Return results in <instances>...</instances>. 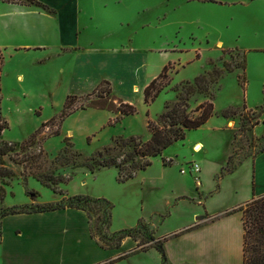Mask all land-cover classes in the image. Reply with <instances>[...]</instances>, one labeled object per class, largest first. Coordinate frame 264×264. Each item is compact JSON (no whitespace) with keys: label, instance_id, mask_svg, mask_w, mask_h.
<instances>
[{"label":"rangeland","instance_id":"rangeland-1","mask_svg":"<svg viewBox=\"0 0 264 264\" xmlns=\"http://www.w3.org/2000/svg\"><path fill=\"white\" fill-rule=\"evenodd\" d=\"M80 3L73 48L21 49L3 52L1 56L0 123L6 121L8 127L0 139L15 144V150L4 156V166L11 170L10 174L0 176L4 189L0 195V264H14L10 252L15 229L27 235L29 229L39 224L37 219L21 212L61 205L76 178L80 181L78 188L101 189L112 196V199L104 197L111 201L112 211L104 201L85 204L91 235L101 247L119 248L110 246L118 241L113 234L134 228L132 234L140 241L135 251H140L141 247L149 249L154 245L150 242L155 235L185 223L195 208L200 209L199 216L222 210L223 216L235 213H226L235 208L239 183V178L235 179L231 173L245 157H252L264 148V0H80ZM244 57V68L236 67L225 72L218 82L210 83L215 114L207 123L187 130L183 139L151 157V164L130 179L121 180L119 169L114 166L96 168L95 174H89L90 169L83 164L86 158L97 156L104 147H112L106 155L123 160L133 153L138 142L130 138L150 139L148 119L163 124L161 115L180 96H188L190 109L207 99L187 81L193 83L196 76L214 67H224L225 61L235 65ZM168 64L171 66L167 76L160 82L165 86L151 103H145L140 90L137 92L135 88L133 93L127 87L129 80L140 87L148 75L155 71L159 75ZM100 76L114 81L117 89L132 99L137 112L95 130L101 116L90 109L102 113L105 109L81 108L43 126L36 142L22 149V144L44 120L63 112L68 94H81L87 87L82 84L87 83L84 79L95 81ZM112 86L102 83L98 91L95 88L70 98L67 110L90 104L100 93L109 100L113 94L120 97ZM226 121L233 127L234 137ZM257 122L261 123L258 128ZM70 128L73 134L68 133ZM115 136L127 138L128 144L115 145ZM66 138L72 142L73 152L80 155L65 153ZM198 141L203 142L199 152L194 150ZM133 158L145 161L139 156ZM164 158L172 159V164H165ZM193 163L201 167V185L196 184ZM13 167H21L20 173ZM230 167L232 172L228 171ZM164 169H169V174L158 181L156 178ZM182 169L187 174H182ZM85 172L89 175L84 178ZM43 173L62 175V182L55 188L45 186L35 177ZM178 177L185 185H179ZM83 179L90 181L83 185ZM142 208L144 216L140 217ZM154 210H158L155 216L150 214ZM151 215L155 228L144 224L149 223ZM133 219L135 226L125 227ZM126 256L112 264H160L155 251Z\"/></svg>","mask_w":264,"mask_h":264},{"label":"crops","instance_id":"crops-1","mask_svg":"<svg viewBox=\"0 0 264 264\" xmlns=\"http://www.w3.org/2000/svg\"><path fill=\"white\" fill-rule=\"evenodd\" d=\"M36 1L41 4L0 0V60L3 52L11 53L21 49H45L48 47L63 49L73 48L76 45L75 32L81 13L80 0ZM2 71L3 68H0V76ZM157 75L156 71L150 76L148 75L140 87L135 81L129 80L127 87H130L133 93L135 88L137 92L140 90L139 93L141 92L144 96L145 87ZM84 80L90 83H82L87 87L80 92L81 94L73 93V95L91 92L103 81H109L111 86L113 84L112 88L116 89V94L120 98L132 103V99L121 93L117 89L116 83L108 80L105 76H100L95 81ZM90 110L101 116L95 130L104 127L116 116V113L111 110L105 109L104 113L95 108ZM256 120H259L258 117ZM229 125L226 124L229 129L233 130L234 137V129ZM260 125L261 123L257 122L256 128ZM71 130L73 128L67 131L73 134ZM4 131L5 129L0 130V137ZM195 143L194 150L197 151L200 147L199 151H201L203 142ZM13 170L20 173L21 167H13ZM168 172L169 169H164L163 174L158 175L156 179L158 181L165 179L169 174ZM181 173L187 174L186 171ZM89 174L93 175L95 172ZM89 174L85 172L83 177L85 178ZM234 175L235 179L239 178L238 187L235 190V207L251 200L254 196L264 195V148L252 157H245L231 173V176ZM178 180L179 185H185L182 178L178 177ZM88 181L90 179H83L81 184L87 185ZM78 182L80 181H77V178L73 181L68 190V195L85 194L96 198L108 197L112 199V196L105 194L101 189L90 187L80 189ZM186 192H188L187 188ZM199 201L198 204L200 205L202 199ZM143 209L139 211L140 217L144 216ZM224 211H212L211 214L199 216L200 209L195 208L191 210V217L185 223L172 231L159 236L155 235L156 237L150 243L161 238H168L164 243L168 264H244L243 213L235 210V213L223 216ZM151 213L155 216L158 210L151 211ZM21 214L30 215L29 217L37 219L39 224L29 229L27 235L25 232L15 229L16 233L14 232L12 236L14 244L10 252L14 264H112L111 261L120 255L128 254L127 258L131 253L145 254L150 251L158 253L160 264L163 262L161 253L155 247L145 251L140 250L141 252L135 251L139 240L132 236L124 237L119 248H102L97 239L91 235V220L86 210L67 207L52 211ZM152 215L149 223L146 221L145 225L156 226ZM135 220L133 219V223L127 224L125 227L135 226ZM181 230L186 231L175 235ZM20 258L24 259L20 261Z\"/></svg>","mask_w":264,"mask_h":264},{"label":"trees","instance_id":"trees-1","mask_svg":"<svg viewBox=\"0 0 264 264\" xmlns=\"http://www.w3.org/2000/svg\"><path fill=\"white\" fill-rule=\"evenodd\" d=\"M12 2H22V3H36L41 4L36 0H6ZM46 7V6H44ZM246 59L245 57L236 62L235 65L224 62V67H214L211 71L202 73L195 77L193 83L187 81V84L193 85L197 90L204 94L207 99L201 102L196 106L195 109H190V104L188 102V96H180L179 100L174 104L172 108L161 115V119L164 120L163 124H159L151 119H148V129L151 132V137L147 141H142L141 139L132 136L131 140H138L135 144V148L132 154L123 158V160H118L117 157L106 155V153L112 149V147H104L100 150L97 156H92L91 158H86L83 164L87 165L91 172H95L96 168L102 169L106 167H116L119 169V175L121 180H127L135 176L138 170L147 168L151 164V157L158 156L162 154L163 150L173 144L175 141L183 139L186 135L187 130L196 129L207 123L210 118L215 114V98L213 93L210 91V83L218 82L224 77L225 72H231L236 67H245ZM171 64L164 66L163 70L157 75L144 89V100L145 103H151L156 99L159 93L162 91L165 85H162L161 80L167 76V72L170 69ZM1 68V60H0ZM245 83V78L242 79ZM102 83H108L109 81H103ZM101 83V84H102ZM167 85V84H166ZM100 85L96 87L95 91H98ZM109 94L112 93V90L109 89ZM193 91H190L191 93ZM76 95H67L63 112L56 117L44 122L40 128H38L30 137L22 144V149L26 145H33L36 142L38 135L42 132V127L47 126L52 120L57 117L64 119L66 116L72 114L75 110L84 109L87 107H96L102 109H108L114 112L119 113L115 119L111 120L110 124L118 122L123 115H130L137 112V108L129 103L124 101V99L117 97L113 94V98L110 100L105 98L103 93L97 94L96 98L91 100L90 104L81 105L78 108L67 110L69 108V99L75 98ZM117 99V102L115 101ZM1 122V118H0ZM8 127V123L5 121V124L0 123V130H4ZM57 134H60V131H57ZM127 138L123 136H115L114 141L115 145L123 146L127 145ZM120 142H125L120 144ZM65 153L80 155L78 151L73 152V144L69 141V138L65 139ZM15 150V144L9 143L0 139V176H8L11 172L10 169L4 166V156L9 154L11 151ZM133 156H139L145 159L144 162L136 161ZM19 163L26 162V159H15ZM130 165L128 162H130ZM172 159L164 158L165 164H172ZM230 162V160H229ZM229 172L233 171V168L228 169ZM42 184L48 187L57 186L62 182V175L55 176L47 173L39 174L35 176ZM3 187L0 186V195L3 192ZM89 201H104L106 202L112 211V203L104 197L94 198L89 195L79 194V195H68L64 200H61V205L56 204L50 208L46 206L39 207V209L34 211H23L21 213H33V212H44L52 211L67 207L79 208L87 210L85 204ZM52 205V204H50ZM40 206V205H38ZM242 211L243 213V222H244V247H243V257L244 264H264V195L254 196L251 200L245 202L234 209L227 211L226 213H231L232 211ZM110 221H111V212H110ZM109 221V225H110ZM133 229H126L120 232L114 233L113 235L117 236V243L110 246H119L121 241L126 236H133ZM188 230V229H186ZM186 230H181L175 235L184 233ZM168 238L165 237L162 240H156L152 247L157 248L161 253L163 262H167V254L165 251L164 243ZM153 240V238H152ZM140 242V241H139ZM138 242V245H139ZM140 250H148V248L141 247ZM125 254L120 255L116 259L112 260L111 263H114L118 260L125 258Z\"/></svg>","mask_w":264,"mask_h":264},{"label":"built area","instance_id":"built-area-1","mask_svg":"<svg viewBox=\"0 0 264 264\" xmlns=\"http://www.w3.org/2000/svg\"><path fill=\"white\" fill-rule=\"evenodd\" d=\"M192 167V171L194 172L195 175V181L197 185H201L202 181H201V177H200V172H201V167L200 165H198L197 163H193L191 165ZM185 169H182L181 172H185Z\"/></svg>","mask_w":264,"mask_h":264},{"label":"bare ground","instance_id":"bare-ground-1","mask_svg":"<svg viewBox=\"0 0 264 264\" xmlns=\"http://www.w3.org/2000/svg\"><path fill=\"white\" fill-rule=\"evenodd\" d=\"M201 148L199 147L198 149H197V151H199Z\"/></svg>","mask_w":264,"mask_h":264}]
</instances>
